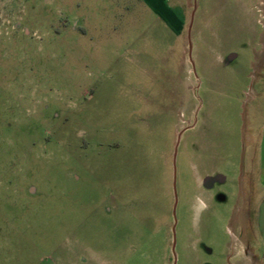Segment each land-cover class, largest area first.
Wrapping results in <instances>:
<instances>
[{
  "label": "rangeland",
  "instance_id": "obj_1",
  "mask_svg": "<svg viewBox=\"0 0 264 264\" xmlns=\"http://www.w3.org/2000/svg\"><path fill=\"white\" fill-rule=\"evenodd\" d=\"M2 12L0 264H264V0Z\"/></svg>",
  "mask_w": 264,
  "mask_h": 264
},
{
  "label": "crops",
  "instance_id": "obj_2",
  "mask_svg": "<svg viewBox=\"0 0 264 264\" xmlns=\"http://www.w3.org/2000/svg\"><path fill=\"white\" fill-rule=\"evenodd\" d=\"M53 1H55V0H53ZM163 1H166V0H163ZM163 4H164V2H163ZM163 4L161 3L162 6H163ZM4 17L5 16H4L3 12H2L0 14V27L4 25V22H5V18ZM260 179H261V181H260L261 186H263V188H264V164H263V168L261 170V178ZM263 201H264V199H263ZM262 224H263V229H264V221L262 222ZM239 227L241 229H243V236H244V238L248 239L247 236L245 235V231H247V226L246 225L245 226L244 225L242 226V224H240ZM233 238H234V246L237 247V249L238 248H245V242L243 241V239L238 238L236 235H233ZM263 238H264V233H263ZM237 254H239V252H236V254H234V255L237 256ZM243 257H244L243 258L244 260H249V263L255 264L254 261H251V258L248 255H244Z\"/></svg>",
  "mask_w": 264,
  "mask_h": 264
},
{
  "label": "flooded vegetation",
  "instance_id": "obj_3",
  "mask_svg": "<svg viewBox=\"0 0 264 264\" xmlns=\"http://www.w3.org/2000/svg\"><path fill=\"white\" fill-rule=\"evenodd\" d=\"M218 179L220 181H222V178H220L219 175L206 176L205 177V181L203 182L204 189L206 191L210 190L213 187V185H212L213 183L212 182H214V180H218Z\"/></svg>",
  "mask_w": 264,
  "mask_h": 264
},
{
  "label": "water",
  "instance_id": "obj_4",
  "mask_svg": "<svg viewBox=\"0 0 264 264\" xmlns=\"http://www.w3.org/2000/svg\"><path fill=\"white\" fill-rule=\"evenodd\" d=\"M189 52H190V47H189ZM173 249H174V239H173L172 251Z\"/></svg>",
  "mask_w": 264,
  "mask_h": 264
}]
</instances>
